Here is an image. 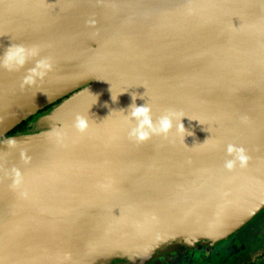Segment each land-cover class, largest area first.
<instances>
[{"label": "water", "instance_id": "1", "mask_svg": "<svg viewBox=\"0 0 264 264\" xmlns=\"http://www.w3.org/2000/svg\"><path fill=\"white\" fill-rule=\"evenodd\" d=\"M263 205L264 0H0V264H215Z\"/></svg>", "mask_w": 264, "mask_h": 264}, {"label": "flooded vegetation", "instance_id": "2", "mask_svg": "<svg viewBox=\"0 0 264 264\" xmlns=\"http://www.w3.org/2000/svg\"><path fill=\"white\" fill-rule=\"evenodd\" d=\"M55 102L57 100L31 114L25 128L31 126L37 113ZM217 261L215 264H264V205L234 231Z\"/></svg>", "mask_w": 264, "mask_h": 264}, {"label": "clouds", "instance_id": "3", "mask_svg": "<svg viewBox=\"0 0 264 264\" xmlns=\"http://www.w3.org/2000/svg\"><path fill=\"white\" fill-rule=\"evenodd\" d=\"M24 59H25V50L21 47H17L9 50L5 54L3 63L6 67L11 66L13 61L15 62L16 65H21L24 63ZM39 67L47 68L48 65L43 61H40L37 63V68ZM31 71L34 74L36 73L35 68L32 69ZM39 75H43V73H39ZM26 80L30 82L31 77H27ZM135 99L136 97L135 98L132 97V103L128 106V108H131V111L128 115L132 119L136 120V126L134 129L131 130L130 135L135 136L138 140L147 139L150 134L166 135L173 126V114L166 113L164 115H161L157 121L153 122L150 115V108L145 104L137 106L135 104ZM181 117H180V121H181ZM76 126L79 130H83L85 128V121L82 118L77 117ZM177 130L178 131L184 130V127L181 124V122H179V124L177 125ZM233 150H234L233 146L229 145L227 151L231 153L233 152ZM235 151L237 153V159L239 160L241 166H243L245 161L247 160V157L243 154V149L236 148ZM225 166L227 168H231L233 166V161L231 160L227 161Z\"/></svg>", "mask_w": 264, "mask_h": 264}, {"label": "trees", "instance_id": "4", "mask_svg": "<svg viewBox=\"0 0 264 264\" xmlns=\"http://www.w3.org/2000/svg\"><path fill=\"white\" fill-rule=\"evenodd\" d=\"M28 120H29V118H27L26 120H24L23 122H21L19 125H17L16 127H14L8 134H13V133H16L18 131L24 130V128L26 127V124H27Z\"/></svg>", "mask_w": 264, "mask_h": 264}, {"label": "rangeland", "instance_id": "5", "mask_svg": "<svg viewBox=\"0 0 264 264\" xmlns=\"http://www.w3.org/2000/svg\"><path fill=\"white\" fill-rule=\"evenodd\" d=\"M28 127H30V126H28ZM28 127H27V128H28ZM27 128H24V130L27 129Z\"/></svg>", "mask_w": 264, "mask_h": 264}]
</instances>
